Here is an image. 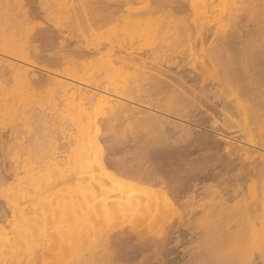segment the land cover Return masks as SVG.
Segmentation results:
<instances>
[{
    "label": "bare ground",
    "instance_id": "bare-ground-1",
    "mask_svg": "<svg viewBox=\"0 0 264 264\" xmlns=\"http://www.w3.org/2000/svg\"><path fill=\"white\" fill-rule=\"evenodd\" d=\"M216 1L77 0L68 16L81 29L110 25L112 32L92 42L82 35L76 38L85 40L80 44L62 23L48 22L54 43L45 46L36 37L37 24L32 23L43 4L16 0L17 15L0 22L10 47L4 48L0 41V117L19 115L25 122L0 127V181L27 166V178L16 195L33 204L14 203L9 209L0 199V220L8 223L13 235L6 241L7 255L28 253L22 263L11 264H44L66 253L77 256L75 264H191L185 261L187 255L176 261L166 243L159 246L158 240L147 239L136 227L114 232L113 221L131 215L164 222L167 242L189 234L188 224L194 218L220 223L233 209L235 193L224 188L212 196V212L199 218L178 212L191 204L202 206L201 189L208 181L235 179L237 169L239 181L250 180L253 187L264 188V128L257 140L240 145L219 121L221 116H235L236 108H248L264 126V91L259 87L264 74L256 71L255 79L251 76L255 69L248 67L264 56V37L258 47L253 42L251 46L249 37L254 38L255 32L240 29L245 22L235 25V16L243 10L235 15L240 10L235 8L230 22L224 23ZM232 1L235 7L241 4ZM248 48L257 50L255 60ZM185 50L204 52L207 58L200 65L185 61ZM211 71L212 82H208ZM214 88H224L230 96H214L218 92ZM235 89L241 94L236 99ZM20 99L29 101L20 106ZM65 109L74 113L71 128ZM96 110L106 112L107 118L93 120ZM82 116L88 120L83 126L77 123ZM33 118L43 134L44 144L38 149L32 145L39 140ZM102 132L107 149L94 146ZM15 143L27 153L24 160L9 159L8 147ZM122 153L129 158L118 157ZM78 157L84 159L82 167H74L65 179L46 181V188L72 187L74 195L70 204L61 199L58 214L50 216L44 212L49 202L40 191L32 192L36 178L61 173ZM13 195L5 199L10 202ZM78 204L76 210L73 206ZM248 206L254 214L264 211V190ZM73 208L76 213L70 211L73 216L67 224L65 215ZM90 212L97 213L96 218L85 219Z\"/></svg>",
    "mask_w": 264,
    "mask_h": 264
},
{
    "label": "rangeland",
    "instance_id": "rangeland-1",
    "mask_svg": "<svg viewBox=\"0 0 264 264\" xmlns=\"http://www.w3.org/2000/svg\"><path fill=\"white\" fill-rule=\"evenodd\" d=\"M39 1H41V3L43 4L44 9L42 11H40L39 16H36V18L33 20L32 23H34L35 25L38 22L43 23L45 21L47 23L49 22L51 24L62 23V25L65 26L64 28L66 29V31H68L70 35H73V39H76L78 37H81L82 35H85L88 38H86L85 36H82V37H84L85 40L87 39V41H90V42L98 40L99 38H101L105 34L112 32L110 25H107V26L105 25L106 27L105 26L95 27V29H93V31H90V29L89 30L88 29L85 30L84 28L81 29V27L75 22V20L71 19L72 17L69 18V16L72 15L71 13L74 10L73 8H75L77 5L76 4L77 0L76 1L75 0H39ZM73 1H75V2H73ZM238 1H240L241 4L243 3V7H244V5L247 6L248 8L244 7L247 10L245 9V11H244L243 7H241L242 5ZM237 2H238V5L236 4L237 7H235L232 0H217L215 2L216 5L218 4L217 14L222 16V18L220 17V19L222 21L224 20L223 21L224 23H226V22L228 23V22H230L229 21L230 20L229 14L231 15V12H233L235 8H237V11L240 9L237 12V14H235V15H238V13H240L241 10H243V12L240 13L241 16L240 15L238 17L235 16V25H236V22H238L240 25L241 24L243 25L245 22L244 26L246 28H243L244 26H240V29L245 30V33H246L247 28H248V30L250 28L249 31H251V30L254 31L255 32L254 35L255 36L257 35V36H256V38L254 36L255 41H254L253 36L249 37L250 40L253 39L252 41H250V43H251L250 45L253 46L256 43L255 46L257 45V47H258L259 46L258 44L260 43V41H262V39L264 37V20H263L264 19L263 18L264 17V9H263L264 8L263 7L264 0H236L235 3H237ZM73 3H74V5H73ZM220 3H221V6H220ZM262 3H263V5H262ZM17 5L18 4H17L16 0L15 1L14 0H0V22H2L1 20L6 18V17L16 16L18 13V6ZM238 7H241V8H238ZM242 16H244V17H242ZM246 16L249 18H246ZM250 21L253 22V24ZM249 25L253 28L251 29V27ZM228 29H229V27H228ZM228 29H227V31H228ZM237 29L238 28H236V26H235V31ZM229 31H230V29H229ZM256 32H258V33L256 34ZM3 36H4V34L2 35V30L0 29V41H2L3 47L8 49V48H10L9 42H7V40ZM79 39L78 40L76 39L77 43H80V41L84 40L83 39V40L79 41ZM248 41H249V39L247 38V42ZM245 42H246V39H245ZM81 43H84V42H81ZM243 44H244L243 46L245 47L246 43H243ZM247 44L249 45V43H247ZM251 46H250V48H251ZM257 47H256V49H257ZM234 48H235V46H234ZM250 48H248V49L251 50ZM252 49H253V47H252ZM235 50H237V49L235 48ZM197 51L198 50L194 51L193 53H191L190 51L188 52V50L183 51L182 53L186 52L183 60L184 59H185V61L190 60V62H192V63L194 62L197 65H200V62L203 61L204 59H206L207 56H205L206 54L204 52L202 53L201 51H198V52ZM237 51H233V49H232V53L234 55H237ZM251 51H248L246 53V55H247L246 59L249 58L248 53L253 52V51L252 52ZM187 52L189 54L190 53L191 54L189 55ZM234 52H236V53H234ZM256 52H257V50H256ZM256 52L254 51L251 55L252 56H253V54L256 55ZM169 53H170V51H169ZM239 53H240V51H239ZM252 56H251V58L254 57V56L253 57ZM261 56H262V54H261ZM161 57H162V55H161ZM244 57H246L245 53H244ZM253 59L255 60V57ZM183 60H182V63H184ZM249 60H250V58H249ZM249 60H247V61H249ZM251 61H252V59H251ZM253 62H255L256 66L253 67L251 65H248V67L249 68L251 67V70L253 68L255 69L254 72L252 71V73L254 75H252V73H251V76L255 77V79H256V77H258V75H257L258 72L256 73V71H260L264 74V56L260 57V59L257 62H256V60ZM251 64H254V63H251ZM213 74H214L213 71H211V73L207 74L206 77H207L208 82H212L211 76ZM263 74L260 75L261 78H262ZM252 77H250V78H252ZM251 80H254V79H251ZM209 86H212V85H209ZM209 86H207V87H209ZM207 87H206V89L209 90L210 87L209 88H207ZM259 87H260V89H262L264 91V83H262ZM214 90H217V89L214 88L213 91ZM235 91H236V89H235ZM214 92H213L214 96L216 93H217L216 96H220V97L230 96L229 92L227 90H225L224 88L223 89L220 88V91H218V92L214 91ZM240 96H241L240 92L236 91L235 92V99L237 97H240ZM115 99H117L119 102L128 103L127 99L120 98L118 96H116ZM25 101L28 102L29 100L20 99L18 101L19 102L18 104L20 106H22V104ZM244 109L243 108L242 109L236 108L235 114H234L235 116L230 117V118H225L224 116L223 117L221 116V118H219V121L221 122V125L229 128L230 131H229L228 135L230 137H233L238 144H240V145L245 144L248 146L249 144H251L252 141L257 140L259 138L261 127L264 128V126H262L256 120V116H255V118L252 117V115L254 116V113L250 109H248V108H247V110H246V108H244ZM248 110H250L249 113H248ZM246 111L248 114L246 113ZM250 113H252V114H250ZM73 114H74L73 111H69L67 109H65L64 113H63V115L66 117L67 125L69 128L72 127ZM31 116H34V114H32ZM84 118L85 117H83V116H82V119L80 117L79 121L77 123H79L80 125L82 124L81 126L85 125L88 120L86 118L85 119ZM92 118H93V120L102 121V120H105L107 118V113L103 112V110H96V113L94 114V116ZM76 121H77V119H76ZM24 122L25 121L22 118V116H19V115H17V116H15V115L14 116L4 115V116L0 117V127H8L12 124L22 125V124H24ZM32 123H33L32 126L37 130V135L39 136V140L32 141V145L37 146L36 148L38 149V146L44 144L43 141L41 140L43 134H42L41 130L38 128V124L36 123L35 118L32 119ZM70 125H71V127H70ZM239 136L241 137V139ZM105 137H106V135L104 134V132H102L98 137V141L94 143V146L96 148L107 149V147H106L107 143L104 140ZM26 140H28V136H26ZM8 148H10V150L8 149V151H9L8 154L11 155V156L8 155V157L11 160H15V161L16 160H24L27 156V153L25 151L22 152L20 150V147L17 145V143H15V145H12ZM17 151L18 152L21 151V152L18 153ZM125 156L128 157L125 153H122L121 155L118 154V157H120L121 159L122 158L126 159ZM77 160H78V162H77ZM25 163L27 164V161H25ZM69 164L70 165H67L61 173L57 174L56 172H53V173H50L51 175H47V174L44 175L43 174L42 178L38 177V176H37L38 178H36V182H35L36 184H35V187L32 190V192L40 191V193H42L41 195L45 197L46 202H49L48 206L44 212H46L50 216L58 214L59 207H60L59 201H61V199H64L68 204H70L71 200L74 198L72 187H71V189L70 188H64L62 190H60L59 187H50L49 189L45 187L46 181L48 183V179L53 180L54 177H55L54 180L67 178L70 174V171L74 170V167H75V169H79V167H82L84 165V159H83V157H78L76 159V161H73ZM68 168L70 169L69 172L67 171ZM24 169L19 170V173L11 176V178L5 180L4 182L0 181V199L2 202L1 203L2 206L8 207L10 209V207L12 205H14V203L18 204L20 207H28V205L31 206L33 204L32 202L26 201L23 198H21L20 196L18 197L16 195V192L18 193L19 188L21 187L22 183H24V178H27V173H26L27 166H25ZM234 171H233V175L235 173V175L237 176L236 177L234 175L236 177L235 179H230V180H227L226 182H221V180H216V181L214 180V181H208L206 183V186H204V188L201 189V192L203 193L202 194V201H204V203L202 202L203 207L191 204V206H187V208H185L184 210L179 209L180 211H178V212H183L189 216L193 215V216L198 217V218L201 216H204L207 213H210L213 211L212 210L213 207H211V206H213V204H210V203L213 202V200L211 198H212V196H214V193L218 192V191L220 192V190H223L224 188H226L228 190V192H230V193L234 192L235 193V195L233 197L234 199L232 201V203L234 204V207L230 211V213H228L226 215V219L223 222L211 223V222L202 221V220H199L197 218H194L193 223L188 224V227L191 229L189 234H187L185 236H179V237L173 238L171 240L169 239V240H167V242L164 239L167 237L166 229H167L168 225L165 224L164 222H160L157 224V222H155V221L153 222L151 219H143L144 221H142V220L135 219L131 215H126V216L118 218V220L116 219L117 221L116 220L113 221L111 229H113L114 232H116V231L119 232V231H125V230L128 231L129 229L136 227V231L140 232L147 239L149 238V240H150L152 238V241L158 240L159 246H160L161 242H162L161 244L166 243V247L171 248V250H170V248H169V250L174 254V255L172 254L173 257L176 256V257H174L175 260L177 259L176 261L180 260L179 258L180 257L182 258V255L183 256L187 255V256H185L187 258L184 257L185 261H186V259H188L189 261H191V264H253V262H255V261H259V262L261 261V264H264L263 263V261H264V228L263 227L264 226L261 225L262 224L261 223L262 217L264 216V211L262 209H258L256 211L257 213L255 212V214H254V212H251L250 209L248 208L249 202H251L252 197H255L256 199L261 198V195L263 193L264 188L260 185L253 187L252 181L249 182L250 180L247 181L245 178H244L245 179L244 181L242 179V181L244 183L243 184L242 181H239V179H237L239 177L238 175H240L239 174L240 170L235 169ZM45 177H47V178L45 179ZM245 181H247V182L245 183ZM68 189H70V192ZM66 190H68V192ZM13 193H14V195H13ZM7 194L13 195L10 202H8L5 199ZM14 197H16V198H14ZM19 198H21V199H19ZM210 200H212V201H210ZM73 207H75L76 210H79V208H78L79 204L74 205ZM70 208H72V207H70ZM72 210H74L73 213H76V210L74 208L68 209L67 211L69 213H71L70 211H72ZM67 213L65 215V217H67L66 220L72 218V216H73L72 213L71 214L68 213V216L72 215V216L68 217ZM259 215H261V216H259ZM96 216H97V213L90 212V213L85 214V219H87V220L88 219H94V218H96ZM71 220L72 219H70V221ZM70 221L67 220L66 223L69 224ZM263 223H264V221H263ZM7 224L8 223H6L5 221L0 220V264H11L14 261L22 263L28 257L27 251L22 250L23 252L20 251V252L16 253L14 256H12L11 254L7 255V253L9 252V245H8L9 241L8 242H6V241L8 239L12 238V236H13V235H10L11 232H9L10 230H9V226ZM155 224H156V226H155ZM6 232H7V236L5 235ZM163 237H165V238L163 239ZM1 241H3V242H1ZM163 245L161 246V248L165 247ZM172 247H175V248H172ZM99 255H101V254H99ZM86 256H88V255H86ZM177 256H179V257H177ZM56 257H58V258H56ZM76 258H77L76 255H73V254L71 255L69 253H66V254H64V256H55L54 259H51L49 262L44 263V264H75ZM105 258L106 257L104 255H101V262L105 261Z\"/></svg>",
    "mask_w": 264,
    "mask_h": 264
},
{
    "label": "snow or ice",
    "instance_id": "snow-or-ice-1",
    "mask_svg": "<svg viewBox=\"0 0 264 264\" xmlns=\"http://www.w3.org/2000/svg\"><path fill=\"white\" fill-rule=\"evenodd\" d=\"M48 23H37L36 25V37L42 45L51 46L54 43L52 34L48 31Z\"/></svg>",
    "mask_w": 264,
    "mask_h": 264
}]
</instances>
